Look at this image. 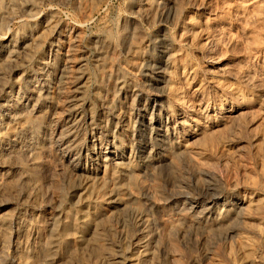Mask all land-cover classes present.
Returning <instances> with one entry per match:
<instances>
[{
    "label": "rangeland",
    "instance_id": "1",
    "mask_svg": "<svg viewBox=\"0 0 264 264\" xmlns=\"http://www.w3.org/2000/svg\"><path fill=\"white\" fill-rule=\"evenodd\" d=\"M139 1L0 0V236L8 244L5 254L0 248V263L20 264L11 250L16 242L32 264L48 251L57 264L74 250L72 242L53 247L54 230L61 211L74 218V191L91 177L103 182V191L120 185L128 206L120 218L100 220L97 248L70 264H125L134 212L148 214L155 235L157 202L170 216L174 206L193 205L180 197L174 202L178 186L197 199L198 209L226 196L229 211L209 236H169L154 264H264V0H177L166 28L158 24L157 0L147 18L138 14ZM161 34V50L169 45L162 53ZM95 41L108 47L102 70ZM158 59L167 78L163 96L146 70ZM86 72L84 97L94 121L80 119L67 138L65 108ZM138 98L150 110L153 99L166 104L161 135L139 124L137 112L130 116ZM116 122L131 161L96 174L92 132L106 140ZM74 137L86 149L80 158L69 150ZM141 145L150 148L139 157ZM96 205L91 212L113 210Z\"/></svg>",
    "mask_w": 264,
    "mask_h": 264
},
{
    "label": "bare ground",
    "instance_id": "2",
    "mask_svg": "<svg viewBox=\"0 0 264 264\" xmlns=\"http://www.w3.org/2000/svg\"><path fill=\"white\" fill-rule=\"evenodd\" d=\"M163 4H164V6H163ZM138 5H139V7L137 8L138 14L140 16L146 17V18L151 15V14H149L150 9L152 8V11H153V8L155 7V3L152 0H140L138 2L137 6ZM176 8H177V0H164V1L163 0H159V1L157 0V8H155V9L160 10L159 11L160 14H158L159 20L158 19L157 20H158V24L161 27H164V28L167 27L168 17H170L174 13ZM150 17H152V16H150ZM133 19L136 20L135 17ZM149 22H151V21L149 20ZM136 24H137V22H136ZM132 26H134V25H132ZM132 29L134 30V28H132ZM134 35H135V33H134ZM161 35H162V37L159 38V41H160L159 44L160 45H158V47L160 49V52L161 51L165 52L169 45L163 46V48L165 49L164 51H163V49L161 50L160 47H162V45H164V41H162V40L166 38V36L164 34H161ZM102 39H104V38H102ZM100 40H97V41H100ZM97 41L94 42L95 43L94 48L97 51V56H96L97 60L95 63L97 65L98 70H102V68L105 66V64L107 62L106 56L108 54V52H107L108 47H106L107 45L103 44L105 41L102 44H101V42H100V44H98ZM146 41H148V40H146ZM165 42H167V41H165ZM146 44H147V42H146ZM141 52L143 53V51H141ZM132 53L133 54H136V53L140 54V51L137 50L136 47H134V49L132 50ZM167 54H169V53H167ZM143 55L145 57V51H144ZM160 60L161 59L155 60V62L151 63L152 65H150V66L148 65L146 67V70H147L148 76H150V78H149L150 81H148V82L151 85H154L153 83H157L158 84L157 89L159 90L158 93H160L159 95L163 96V95H165V92L167 89V78H165V76H164V74H165L164 69L165 68L161 65ZM166 67H167V65H166ZM59 70H60V73H63L65 69L61 68ZM83 75H84L83 79H85V81L81 85L77 86L74 94L70 96L68 104L65 108L64 115L68 121L67 122L68 125L66 128L67 130H66V134H65V136L67 138L71 137L73 135V133L75 131V126L80 119L84 118V119H89L91 122L94 121L93 111L91 110V107L88 105L87 99H85V97H84V92L86 90V87L88 86V80H89L88 75L89 74L87 75V72H86L85 74L83 73ZM121 84L129 87V79L123 77L121 79ZM131 88H133V87H131ZM124 90H126V89H124ZM133 95L135 96L134 93H133ZM138 96H140V95H138ZM128 104H130V103H128ZM85 107H86V111H85ZM150 109H151V107H150L149 102H145L143 104L142 98H138V106H132L131 111L129 112V110H128V112L130 113V116H131V114L134 115L137 112L139 124H141L142 126H146L148 128H152V130H153L154 134H156V136L161 135V133L163 132V127H164L163 125L165 123V122L163 123V121H162L161 114L167 110L166 104L162 101L160 102L159 100L153 99V108H152V110H150ZM83 112H85V113L83 114ZM149 114H150V116H149ZM120 116H122V115H120ZM135 116L133 118H135ZM128 117L129 116H127L125 118L128 119ZM125 118H124V120L127 123V120ZM124 120H123V122H124ZM118 123L119 122H116L114 129L108 128L106 130V135H107V137H105L106 140L101 139V136H98V134H96V132H92L93 137H96V140H97V143L93 144L94 147H93V151H92L93 156L97 160V168L94 169L95 173L97 172L96 174H100L101 172H103V173L107 172V170L110 169L111 166H114L117 169L123 168V164H124L123 161L125 159H128L129 161H131V158H132V157H130L131 151L130 152L128 151V150H130L129 148L131 147L130 144H129L130 147L128 148L126 143L119 141L116 137L115 132H116V129L118 127ZM126 123L121 122L120 125L124 126V125H126ZM79 124H81V123H79ZM94 129H96V128H94ZM100 132H101V130H100ZM149 133H150V131H149ZM168 134H170V133H168ZM105 141H106L107 147H105V145H104ZM68 142H69V150L71 152V155L73 154L75 156H78V158H80L82 155V152L85 149V148L83 149L84 146H81V145L78 146V142H76L75 137L70 138V140ZM151 144L152 143H150V145ZM103 145L106 148L105 150H103L101 148ZM135 148H136V146H135ZM148 148H150V147H148V145L139 146L138 151H137V155L139 157H141L144 152L149 150ZM148 153H149V151H148ZM68 158L69 157H67V160H68ZM71 160H73L72 156H71ZM62 162H64V161H62ZM74 162H76V161H74ZM60 163H61V161H60ZM68 163H70V161L67 162V164ZM70 166H71V163H70ZM152 166H154V165H152ZM76 167H78V166H75V168ZM74 172H75V170H74ZM86 172H84V173H86ZM110 177H111V179L119 182L116 171L113 170L110 173ZM93 181H94V179L91 177L86 178L83 182V185H81V187L78 190L74 191L73 196H74V198H76L74 203H76L75 205L79 208L78 210H76L72 214L74 216V218L71 216V214H69V212L67 210L66 211L63 210L60 213V220L58 221L57 227L54 230L55 231L54 232L55 237L53 236L54 237V241H53L54 246L53 247L59 249L62 247V245H64L65 243H68V242L74 243L76 247H75V249L73 248L74 250L71 249L70 251H68L66 257H64V259L57 264H70L73 261V258L74 259L80 258L79 255L81 256L82 253L84 254V252L93 251L95 249V247L97 248V246L95 244H98L96 241L99 239L98 231H99V229H101L99 227L100 226V220H103V218L107 217L108 215L111 216L112 218H120L121 211L124 209H127L128 203H126L124 197L120 194V191H121L120 185L117 186L118 189L115 187L114 190H112L111 192H107V191L102 190L103 189V182H99L98 184H94ZM179 197L182 199L181 200L182 203H186V202L190 201V202H193V205L190 204L191 206H188V208L185 206L179 207V205L174 206L173 208H171L172 212H173L172 214H174V216L172 215L173 217L170 216L171 213L169 214V213L164 212V209H163L162 205L160 204V202L156 201L157 202V210L156 211H157V213H160V221L158 224V231H155V235L151 234V232L153 233V231L150 230V226H149L150 220H149L148 214H146V213L143 214V213H139V212L133 213L132 220L134 222L135 229L132 231V233L129 237L128 250H127L128 253L124 257H122L125 264H154L153 260H155L154 257H156L157 250H160L163 248V250L165 251V248H166L165 240L169 236L171 237L172 234H174L176 237L177 236L179 237V235H182V234H184V235L190 234V236H187V238L188 237L191 238V237H193V234H197L199 231V233L202 236L211 235V232L216 231L217 229L220 228L222 221L224 220V217L226 216L227 212L229 211V202L230 201H229L228 197H226V196L224 197L220 194L215 195L212 198L213 201L215 200L214 204H212L210 206L203 207L201 209H198L199 207H198L197 199L195 197H193L190 193H188V191L187 192L180 191L179 186H178L177 192L174 194V200H175L174 202L179 201ZM221 200H223V201H221ZM97 202H99L98 206H100V207L102 206L101 202H102V204H104V203L110 204L111 206H113V210L112 211L109 210V212L106 210H102L100 212H94L92 210L93 212H91V207L97 206L96 205ZM221 202H222V204H221ZM200 206H202V205H200ZM92 213H93V215H92ZM167 215L172 217V219L167 218ZM228 221H230V220H228ZM188 231H189V233H188ZM0 232H1V230H0ZM180 232H183V233H180ZM229 234H230V232H229ZM181 237H183V235ZM185 237L186 236H184V238ZM7 245L8 244H7V241L5 240L4 236L3 237L0 236V248H1V250H2V248H6ZM33 249H35V248H33ZM11 250L16 255V258L18 257V262L20 264H32L31 262H29V257L21 256V251L19 252V246H18L17 242L15 244L11 245ZM2 252H3V250H2ZM4 252H5V250H4ZM165 253H166V255H168V251ZM49 254L50 253L48 251V253L46 255H44L43 260L41 259L42 260L41 262H37V263H33V264H55L56 262H58L56 259L49 258ZM170 254L171 253L169 252V255ZM0 258H2V257H0ZM0 264H7V263L1 262Z\"/></svg>",
    "mask_w": 264,
    "mask_h": 264
}]
</instances>
